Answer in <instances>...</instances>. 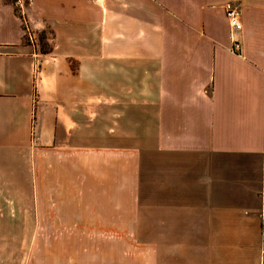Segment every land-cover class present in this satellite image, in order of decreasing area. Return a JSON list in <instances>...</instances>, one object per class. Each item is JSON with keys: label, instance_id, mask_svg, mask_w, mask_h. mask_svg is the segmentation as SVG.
Returning a JSON list of instances; mask_svg holds the SVG:
<instances>
[{"label": "crops", "instance_id": "0c3cea01", "mask_svg": "<svg viewBox=\"0 0 264 264\" xmlns=\"http://www.w3.org/2000/svg\"><path fill=\"white\" fill-rule=\"evenodd\" d=\"M263 189L264 0H0V264H264Z\"/></svg>", "mask_w": 264, "mask_h": 264}, {"label": "built area", "instance_id": "2783aa9c", "mask_svg": "<svg viewBox=\"0 0 264 264\" xmlns=\"http://www.w3.org/2000/svg\"><path fill=\"white\" fill-rule=\"evenodd\" d=\"M25 1L27 0H17L16 5L21 7ZM224 11H225L226 19L229 24L231 34L235 35L241 32L242 31V21H241L240 10L236 6L232 5L231 3H227L224 6ZM26 34H27L29 43H33L34 41L33 37L30 35V31L28 29H26ZM233 50L236 52L240 50V46L235 40L233 44ZM263 192H264V189H263Z\"/></svg>", "mask_w": 264, "mask_h": 264}, {"label": "trees", "instance_id": "16d2710c", "mask_svg": "<svg viewBox=\"0 0 264 264\" xmlns=\"http://www.w3.org/2000/svg\"><path fill=\"white\" fill-rule=\"evenodd\" d=\"M14 2V4L16 5V1L17 0H12ZM17 12H19L18 8H16Z\"/></svg>", "mask_w": 264, "mask_h": 264}]
</instances>
